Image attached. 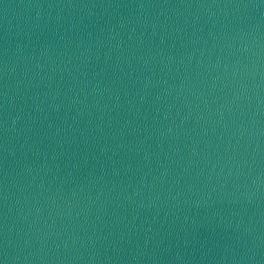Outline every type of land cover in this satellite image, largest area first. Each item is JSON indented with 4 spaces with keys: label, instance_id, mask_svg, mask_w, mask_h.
<instances>
[{
    "label": "water",
    "instance_id": "water-1",
    "mask_svg": "<svg viewBox=\"0 0 264 264\" xmlns=\"http://www.w3.org/2000/svg\"><path fill=\"white\" fill-rule=\"evenodd\" d=\"M0 264H264V0H0Z\"/></svg>",
    "mask_w": 264,
    "mask_h": 264
}]
</instances>
